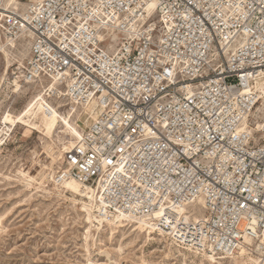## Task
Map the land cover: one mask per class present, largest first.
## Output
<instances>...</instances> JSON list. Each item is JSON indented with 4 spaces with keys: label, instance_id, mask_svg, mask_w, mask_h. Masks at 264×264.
Listing matches in <instances>:
<instances>
[{
    "label": "built area",
    "instance_id": "built-area-1",
    "mask_svg": "<svg viewBox=\"0 0 264 264\" xmlns=\"http://www.w3.org/2000/svg\"><path fill=\"white\" fill-rule=\"evenodd\" d=\"M151 1L165 28L157 41L158 25L140 23ZM117 32L118 48H102ZM0 34L27 40L23 80H56L100 110L58 181L94 189L109 211L186 249L233 256L245 236L264 240V121L250 124L264 0L29 1L1 17Z\"/></svg>",
    "mask_w": 264,
    "mask_h": 264
},
{
    "label": "rangeland",
    "instance_id": "rangeland-1",
    "mask_svg": "<svg viewBox=\"0 0 264 264\" xmlns=\"http://www.w3.org/2000/svg\"><path fill=\"white\" fill-rule=\"evenodd\" d=\"M19 1L23 3L19 8H24L30 0ZM8 2L0 0V12ZM9 10H13L12 5ZM150 22L158 25L154 38L157 41L165 29L161 16L155 15ZM123 37L119 32L113 33L101 47L115 51ZM0 41L7 42L2 34ZM28 47L27 40H20L8 47L12 65L0 89V126L6 129L5 124L13 125L11 130L0 133L5 137L0 144V264H91V261L96 264H219V261L221 264H234L235 260L231 258L212 261L188 249L177 250L175 245L170 251L171 240L165 234H152L148 239L146 233H140L131 226L113 235H109L108 227L100 230L93 227L90 237L86 239L89 224L81 204L72 200L74 195L70 192L66 193V197L55 194L51 182L46 183V188L39 185L40 172L50 171L48 147L44 146L37 131L25 128L15 120L16 114L50 81V78L41 77L25 83L17 72L20 64H25ZM5 61V55L0 53V76ZM15 78L24 86L18 93L11 92ZM48 99L54 104L60 100L56 95ZM66 102L72 103L71 100ZM70 105L64 108L69 109ZM78 106L79 110L71 123L82 132L92 119L86 108ZM263 121L264 101L255 108L250 124L254 127ZM58 130L54 137L55 143H60L64 138ZM252 137L249 147L262 143V133L252 130ZM47 140L50 141L49 138ZM59 163L53 165L54 170L59 169ZM243 227L244 223L240 230ZM100 248L105 249V252H99ZM251 251H254V247ZM232 258L240 260L239 252Z\"/></svg>",
    "mask_w": 264,
    "mask_h": 264
},
{
    "label": "bare ground",
    "instance_id": "bare-ground-1",
    "mask_svg": "<svg viewBox=\"0 0 264 264\" xmlns=\"http://www.w3.org/2000/svg\"><path fill=\"white\" fill-rule=\"evenodd\" d=\"M30 1L37 2L41 0ZM20 4L23 3H20L19 0H9L8 4L3 8V11L0 12V20L1 17L9 11L10 5L13 6V9H17L19 8ZM156 5L157 3L155 1H151L147 4V6L144 8L145 11L143 14V20L140 23H147L152 20V18L155 16L154 11ZM12 45H14V43L10 40L5 43L0 41V53H3V55H5L6 57L5 66L0 76V89L2 88L4 81H6L5 79L7 78V74L12 65V62L8 56V47H12ZM22 65L23 64L21 63L20 67H22ZM175 71L183 72V68H178ZM12 82L13 85L11 92L13 93L20 92L21 89L24 87L20 83V80H18L17 78H15V80H13ZM25 83H29V81H25ZM256 86L257 90H260L261 92L259 96V101H264V79H256ZM51 95H56L57 99L60 100L57 101L56 104L52 103L48 99V97ZM67 100H71L72 103L66 102ZM76 104L86 108L87 114L91 119H94L100 111L97 108L95 102H90L86 105H81L79 101L73 96H70L69 93L66 92V89L61 87L56 80L50 79L49 83L43 86V89L40 90L36 96L33 97V99L26 105V107L20 113L16 114L15 120L17 121V123L22 124L25 128H30L37 131L43 139L44 146L48 147L47 154L50 159L48 163L50 166H48V168L50 169V171L47 172L45 170H42L40 172V187L46 188L48 186L46 185V183L51 182L55 194L66 197V193L70 192L72 195H74L72 200L81 204V210L85 212V218L89 224L88 230L86 232L87 240L91 235V229L93 227L96 228V230L108 227L109 235H113L115 232H118L122 228L127 226H131L134 230H137L140 233H146V237L150 239L152 234H156L158 232H156L151 226H149L147 221L138 219L134 216L109 211L104 204L98 201L94 189L84 187L74 179L68 178L61 182L57 180V170H54L53 165L58 164V162H62L64 153L76 144V138L81 135V132H79V130L71 123V121H73V117L79 110V106ZM68 105H70L69 109L64 108ZM88 124H90V122ZM12 127L13 125L5 124V128L7 130H11ZM6 129H2V127L0 126V133ZM58 129H60V132L62 133L64 138L62 141H60V143H55L54 137ZM46 138H49L50 141ZM4 139L5 137L0 134L1 145L4 142ZM60 166L61 163H59V166L57 167L60 168ZM23 175L27 176L26 173H24ZM158 234L163 235V233ZM168 239L171 240V238ZM263 244L264 240L261 242L254 241L251 238L245 236L244 240L239 243L238 252L240 260H237L238 258H232V256H221L209 252L194 251L190 249L188 250L192 251L194 254L201 255L202 257H207L212 261L217 260L218 258H231L232 260H235L234 264H264ZM86 245L88 247V244ZM174 245L177 246V250H179L180 248L186 249L171 240L169 241L170 251L171 247H173ZM251 246L254 247V251H251ZM121 250L122 247H120V251ZM99 252L103 253L105 252V249L100 248ZM185 257L186 256H184L183 259H185ZM107 258L110 259L109 257ZM92 263L96 264L95 261H91V264ZM219 264H221L220 261Z\"/></svg>",
    "mask_w": 264,
    "mask_h": 264
}]
</instances>
